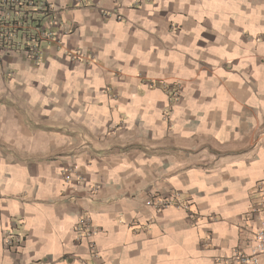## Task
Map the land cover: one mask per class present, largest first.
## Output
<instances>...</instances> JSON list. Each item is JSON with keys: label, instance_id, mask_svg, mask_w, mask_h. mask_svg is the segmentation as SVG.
<instances>
[{"label": "crops", "instance_id": "crops-1", "mask_svg": "<svg viewBox=\"0 0 264 264\" xmlns=\"http://www.w3.org/2000/svg\"><path fill=\"white\" fill-rule=\"evenodd\" d=\"M52 1L62 46L0 57V264H219L248 249L264 219L250 214L264 0ZM81 216L96 231L77 240Z\"/></svg>", "mask_w": 264, "mask_h": 264}, {"label": "built area", "instance_id": "built-area-1", "mask_svg": "<svg viewBox=\"0 0 264 264\" xmlns=\"http://www.w3.org/2000/svg\"><path fill=\"white\" fill-rule=\"evenodd\" d=\"M67 32L52 0H0V57L13 52L37 63L43 55L44 47L62 46V39ZM68 54L72 59L86 61V55L81 52L73 51ZM63 178L67 182L74 179L70 169L63 170ZM75 178L78 180L77 175ZM256 188L261 200L251 208L250 214L258 216L264 208V183L259 182ZM174 196V205L188 208V205L179 204L178 196ZM169 205L170 202L161 200L154 206L155 210L160 211ZM75 230L77 240L92 236L96 231L88 216L78 218ZM21 240L20 236H8L4 237L3 242L7 247H17ZM91 247L93 248V243ZM260 254H264V219H259L248 249L235 247L229 254L221 256L218 263L258 264Z\"/></svg>", "mask_w": 264, "mask_h": 264}]
</instances>
